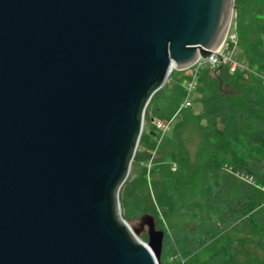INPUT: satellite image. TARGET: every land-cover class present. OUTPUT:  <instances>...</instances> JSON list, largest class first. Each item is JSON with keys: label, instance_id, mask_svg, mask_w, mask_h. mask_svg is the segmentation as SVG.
Instances as JSON below:
<instances>
[{"label": "water", "instance_id": "95a60500", "mask_svg": "<svg viewBox=\"0 0 264 264\" xmlns=\"http://www.w3.org/2000/svg\"><path fill=\"white\" fill-rule=\"evenodd\" d=\"M234 2L0 0V264H161L120 190L153 96L222 45Z\"/></svg>", "mask_w": 264, "mask_h": 264}, {"label": "trees", "instance_id": "16d2710c", "mask_svg": "<svg viewBox=\"0 0 264 264\" xmlns=\"http://www.w3.org/2000/svg\"><path fill=\"white\" fill-rule=\"evenodd\" d=\"M238 33L241 59L263 70L264 22L259 25L242 20ZM206 74L213 78L197 91L203 114L184 110L179 114L181 121L175 128L172 125L178 152L183 153L182 168L165 176V195L161 190L155 194L162 204L171 206L172 216L198 225L189 231L175 228L169 236L171 242H164L163 250L170 251L168 261L173 256L175 263L179 262V251L198 253L217 234L234 229L242 220L246 219L253 234L264 232V192L260 190L264 187V90L261 84L257 90L253 84L243 83L241 73L230 75L226 67L204 72L200 85ZM232 78L236 79L231 90L222 87ZM183 96V87L169 83L155 93L149 106L169 120ZM260 200L262 206L254 210ZM228 243V254H214L204 264H264V234L253 240L263 253V258L255 260L240 261L236 245L231 240Z\"/></svg>", "mask_w": 264, "mask_h": 264}, {"label": "rangeland", "instance_id": "374dc122", "mask_svg": "<svg viewBox=\"0 0 264 264\" xmlns=\"http://www.w3.org/2000/svg\"><path fill=\"white\" fill-rule=\"evenodd\" d=\"M234 5L233 21L237 22L238 27L242 20H245L247 23L255 22L259 25L264 22V0H235ZM233 49L234 44L230 50L232 51ZM236 50L241 59L242 52L240 46ZM254 68L262 70L255 66ZM189 73V70H174L167 84L170 83V86L182 87V83L188 77ZM211 78L213 77L210 74L204 75L200 86L209 83ZM235 79L232 78L229 85L222 84V87L226 90H231V85H233ZM242 82L249 85L253 84L257 90H261L260 83L256 80L250 81L242 78ZM191 111L197 116L203 114L204 106L202 100L197 95L193 99ZM152 118L171 122L172 129V125L173 127L176 126L181 121L182 116L174 115L171 119L167 120L164 116L158 114L152 105L148 106L145 117L146 128L143 134L145 136L147 135V137L143 141H140L129 176L121 187L119 194L120 211L122 217L142 241L149 242V227L145 225V218L151 216L155 220L156 229L164 232V242L169 243L171 242L169 236L175 228L189 231L197 228L198 225L172 216L170 214L171 206L162 204L156 198L155 194L158 190H161L162 194L165 195L163 180L170 170L177 172L178 169L180 170L182 168L183 153L178 152L180 147L173 136L175 127L172 129L173 131L170 129L169 132H165V135H162L161 132H158L151 125L150 120ZM152 130L156 132L155 135L151 134ZM171 165H173L172 169L169 168ZM262 204V200L257 202L254 210L260 208ZM165 212L168 214L166 215ZM263 234V231H260L259 235L253 234L245 219L239 222L234 229L217 234L213 242L198 253L186 254L183 251H179L182 255L180 254L178 263L174 262L175 257L173 256L169 262L168 258L170 256L168 255H170V251L162 250L160 262L161 264H204L214 254L224 252L226 255L227 249L225 247L227 248V244H229L228 240L233 242V246L236 245V252H240V261L244 262L251 259L255 260V258H263V253L253 244V240ZM229 256L233 259L235 258V256Z\"/></svg>", "mask_w": 264, "mask_h": 264}, {"label": "built area", "instance_id": "2783aa9c", "mask_svg": "<svg viewBox=\"0 0 264 264\" xmlns=\"http://www.w3.org/2000/svg\"><path fill=\"white\" fill-rule=\"evenodd\" d=\"M234 14L231 22L229 32L223 41L222 45L212 54L207 57H200L197 62L189 69V75L184 79L182 87L184 90V96L178 106L175 116L179 115L182 111L191 109L193 106V99L197 95V91L200 87V79L204 72L219 71L222 66L229 70L230 75L241 73L246 80L259 82L264 90V70H257L250 66L247 62L240 59L239 53L236 50L240 46V38L238 33V24L233 21ZM234 44V49L230 48ZM152 126H154L158 132L165 135V132H169L171 129V122L160 121L152 118L150 120ZM146 128V120L145 127ZM144 133V132H143ZM264 192V187L260 188Z\"/></svg>", "mask_w": 264, "mask_h": 264}]
</instances>
